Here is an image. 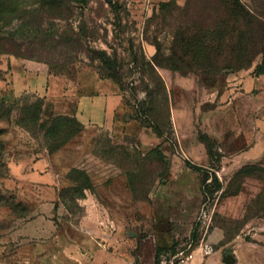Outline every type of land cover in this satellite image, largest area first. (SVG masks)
I'll return each mask as SVG.
<instances>
[{
  "label": "rangeland",
  "instance_id": "1",
  "mask_svg": "<svg viewBox=\"0 0 264 264\" xmlns=\"http://www.w3.org/2000/svg\"><path fill=\"white\" fill-rule=\"evenodd\" d=\"M97 1L70 20L89 48L1 25L24 48L0 55V78L10 57L83 82L115 73L119 117L135 121L128 134L65 115L21 124L42 98L2 101L0 264H159L187 240L197 264H264V0H238L236 12V0L153 1L145 12L119 0L128 14L116 38ZM54 24L50 33L68 30ZM91 49L111 54V69ZM53 118L63 131L46 135ZM137 126L157 141H140Z\"/></svg>",
  "mask_w": 264,
  "mask_h": 264
},
{
  "label": "crops",
  "instance_id": "2",
  "mask_svg": "<svg viewBox=\"0 0 264 264\" xmlns=\"http://www.w3.org/2000/svg\"><path fill=\"white\" fill-rule=\"evenodd\" d=\"M141 12L148 11L154 2L162 0H130ZM154 1V2H153ZM6 73L0 78V96L13 101L25 94L42 98V115L72 116L85 127L97 125L120 128L128 134L130 122L119 117L125 113L120 87L113 80L92 73L90 82L53 74L46 64L10 57L6 62ZM259 89L264 88V75L257 78ZM264 95V92H262ZM121 120H120V119ZM112 128V129H113ZM138 128V126H137ZM147 129L138 128L136 136L140 141H157L149 138Z\"/></svg>",
  "mask_w": 264,
  "mask_h": 264
},
{
  "label": "trees",
  "instance_id": "3",
  "mask_svg": "<svg viewBox=\"0 0 264 264\" xmlns=\"http://www.w3.org/2000/svg\"><path fill=\"white\" fill-rule=\"evenodd\" d=\"M91 0H0V55L2 54H12L17 57H22L23 55L20 51L24 48V43L18 41L13 36L5 35L1 32L3 24L6 23H25L28 26H31L36 31L40 30L41 35L45 37V40H55L57 37L66 39L67 43L76 44L80 47L89 48V43L86 42L85 30L87 29L85 26H77V31L72 27L70 20L74 16V11L79 10L83 12L87 9ZM98 4L101 8L107 7V11L112 13L113 22L111 23L113 26V35L114 38L117 37V31L121 27V13L128 14L127 9L125 8V2H120L119 0H98ZM39 4V7H35L33 5ZM235 12L240 10L242 5L238 0L234 3ZM39 18V21L36 20ZM37 21V22H36ZM48 22L49 27H45L43 29V24ZM64 23L65 28L68 30H55L50 33V28H54L55 24ZM2 25V26H1ZM60 31V32H59ZM107 30H105V33ZM47 37V38H46ZM37 38V37H36ZM36 38L34 40H36ZM92 54L98 55V59L101 63H108L110 69L112 65V61L114 58L111 54H108L105 50H95L91 49ZM93 58V57H91ZM109 69V68H108ZM256 73L258 75H264V53L262 57V61L258 64L256 68ZM107 78H111L117 83L120 87L119 81L116 79L115 73H108ZM121 88V87H120ZM8 101L5 98H0V121L9 116L11 108L7 107L2 101ZM38 116H34L29 111H25L20 114L18 122L23 124L27 121V119H37L40 120V115H42V101L37 108ZM61 117V116H57ZM58 118L49 119L47 122L50 123L53 128L50 131L46 129V135L54 132H62L63 130L57 126ZM5 129H0V175H2L6 170V164L4 162L5 156V144L1 139L2 134ZM194 167L195 166H191Z\"/></svg>",
  "mask_w": 264,
  "mask_h": 264
},
{
  "label": "built area",
  "instance_id": "4",
  "mask_svg": "<svg viewBox=\"0 0 264 264\" xmlns=\"http://www.w3.org/2000/svg\"><path fill=\"white\" fill-rule=\"evenodd\" d=\"M209 253L210 250L208 248L204 250V254ZM159 264H197L192 242L187 240L184 244H180L170 258L161 256Z\"/></svg>",
  "mask_w": 264,
  "mask_h": 264
}]
</instances>
